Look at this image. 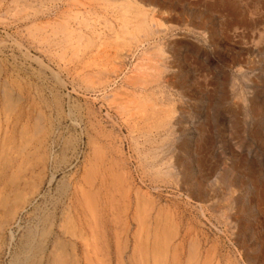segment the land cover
Returning <instances> with one entry per match:
<instances>
[{
    "label": "rangeland",
    "instance_id": "obj_1",
    "mask_svg": "<svg viewBox=\"0 0 264 264\" xmlns=\"http://www.w3.org/2000/svg\"><path fill=\"white\" fill-rule=\"evenodd\" d=\"M75 263L264 264V0H0V264Z\"/></svg>",
    "mask_w": 264,
    "mask_h": 264
},
{
    "label": "bare ground",
    "instance_id": "obj_2",
    "mask_svg": "<svg viewBox=\"0 0 264 264\" xmlns=\"http://www.w3.org/2000/svg\"><path fill=\"white\" fill-rule=\"evenodd\" d=\"M101 1V0H100ZM129 1V0H128ZM85 4V3H84ZM140 14H141V12H140ZM151 18V17H150ZM75 24V23H74ZM71 25V24H70ZM65 26V25H64ZM73 28V27H72ZM122 30V29H121ZM69 31V30H68ZM91 31V30H90ZM98 33H100V32H98ZM93 36V35H92ZM84 43V42H83ZM143 47V46H142ZM160 47V46H159ZM151 48V47H150ZM157 49V48H156ZM146 51V50H145ZM163 52V51H162ZM143 57V56H142ZM145 57V56H144ZM150 61V60H149ZM145 65V64H144ZM139 66H141V65H139ZM140 70H141V68H140ZM95 72V71H94ZM140 73V72H139ZM64 82V81H63ZM118 92V91H117ZM19 98V97H18ZM9 108V107H8ZM125 109V108H124ZM37 120V119H36ZM38 131V130H37ZM33 133H34V131H33ZM23 137V136H22ZM29 145V144H28ZM41 157V156H40ZM22 166V165H21ZM19 168V167H18ZM2 198V197H1ZM90 209V208H89ZM175 224V223H174ZM173 228V227H172ZM87 235V234H86ZM163 235V234H162ZM163 239V238H162ZM160 240V239H159ZM167 240V239H166ZM166 242V241H165ZM171 242V241H170ZM168 245V244H167ZM175 245V244H174ZM89 249V248H88ZM190 252H192V251H190ZM163 254V253H162ZM190 254V253H189ZM171 256V255H170ZM193 258V257H192ZM191 258V259H192ZM168 259V258H167ZM62 260V259H61ZM188 260V259H187ZM67 261V260H66ZM189 261V260H188ZM63 262V261H62ZM179 262V261H178ZM41 263V262H40ZM76 264V263H75ZM175 264V263H174ZM217 264V263H216Z\"/></svg>",
    "mask_w": 264,
    "mask_h": 264
}]
</instances>
